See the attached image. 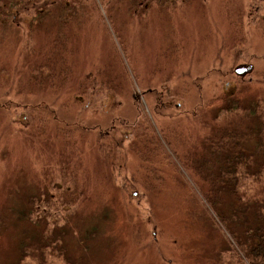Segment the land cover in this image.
I'll return each instance as SVG.
<instances>
[{"label": "rangeland", "instance_id": "obj_1", "mask_svg": "<svg viewBox=\"0 0 264 264\" xmlns=\"http://www.w3.org/2000/svg\"><path fill=\"white\" fill-rule=\"evenodd\" d=\"M78 1L87 15L70 17L72 52L66 58L73 73L57 80L63 86L41 82L37 88L25 83L38 54L33 47L23 49L24 38L13 25H0V264H63L55 256L62 246L76 264H248L234 242L235 226L227 221L225 227L218 212L202 199L200 187L206 184L192 166L200 157L192 153L199 152L207 134L201 118L222 116L223 100H239L243 106L247 100H258L256 114L264 110V0H198L177 4L173 10H156L138 23H131L128 13L120 10L114 26L127 44V55L108 28L102 10L105 1ZM64 2L71 5L72 0ZM60 13L62 9L54 7L35 26V47L49 49L43 40L57 29L54 22ZM236 17L241 25L238 33L231 26ZM20 51L29 65L22 64L15 76L12 65ZM241 65H251V72L237 76L234 69ZM102 70L115 76L116 90L112 95L107 89L99 94L88 87L82 98L78 87L84 85L83 77ZM227 93L232 95L223 98ZM34 110L53 112L58 122L84 129L85 136L94 140L101 129H116L113 135L121 139V121L132 125L140 117L147 120L145 128L161 140L168 160V168L152 180L159 186L151 200L145 202V190L131 180L135 159L126 165L117 161L113 181L107 184L108 169L90 147L82 167L68 159L74 156L70 151L65 159L63 140L53 138L55 128L48 118L45 125L37 124L35 139H25L26 130L22 140L8 135L3 143L6 121L12 123L22 114L38 117ZM236 142L247 151L254 146L249 135ZM124 143L126 147L128 142ZM65 166L70 173L64 172ZM76 176L79 180L73 181ZM72 186L89 200L71 203ZM252 189L249 184L238 192L250 195ZM234 198L221 194V204L229 205ZM122 203L140 213L132 208L130 220L125 221ZM40 213L43 220L37 223ZM246 215L239 212L241 220ZM63 231L64 242L54 247L58 252L40 248L43 256L23 258V247L31 241L41 242L42 235L47 238Z\"/></svg>", "mask_w": 264, "mask_h": 264}, {"label": "trees", "instance_id": "obj_2", "mask_svg": "<svg viewBox=\"0 0 264 264\" xmlns=\"http://www.w3.org/2000/svg\"><path fill=\"white\" fill-rule=\"evenodd\" d=\"M103 1H105V3L102 10L106 14V23H109L110 26H108V28H111L113 31L111 35L113 34L116 36L115 38L118 39L121 47H123L122 51L125 50L124 53L127 55V44L122 37L120 29L114 26V16L116 18L120 10H125L128 13L131 23H138L145 19V16L149 17L151 13L157 12L156 10H173L176 9L177 4H188L198 0ZM204 1L205 0H199L198 2L203 3ZM80 5L78 0H72L71 5L65 3L64 0H0V21L3 22V25L1 23L0 25L3 26V28H6L5 25H13L12 27L19 30L24 38V41L21 43L23 49L30 51L31 47H33L34 52H37L39 57V59L35 61V65H29L28 58L22 60L24 51L16 52L12 65V72L15 76L22 64L25 66L29 65V72L25 83L28 82L30 86L31 84L33 86L36 84L37 88H39L41 82H46L47 85H64V83H57V80L63 81L68 75H72L73 73L66 58V56L72 52V50L69 51V40L72 34L69 20L70 17H73L75 14L87 15L86 12L82 13L84 8L80 9ZM56 6H59L63 13L55 17L54 24L56 23L57 29H54V33H48L43 40V43H48L49 49H38L35 47V45H37L34 33L35 26L39 25L45 17L51 15L53 8ZM94 8L95 7H91L89 10L92 11ZM29 14L32 15L27 18ZM236 19L238 21L235 20L231 26L238 33L240 32L239 29L241 25L239 17H236ZM3 30L6 31V29ZM30 36L32 40L28 39ZM236 42L237 40L235 39V43ZM95 75L96 76H93L89 73L83 77L82 83H84V85L78 87V91L82 95V98L86 96L88 87H91L99 94H105L107 89L110 95H112V91H115L116 87H118V84H115L114 75L110 73L104 75V70L96 71ZM123 75L124 72L120 76ZM22 76L23 73H20L21 78ZM97 77H99L100 80H98ZM230 95L232 94L227 93L223 98L230 97ZM223 101L224 105L220 107L223 112V119L222 116H220L221 113L214 119L204 120L201 118L202 121H200V126L206 130L207 134L204 137V142H200V144L198 142L199 152L196 154L192 153V156L199 155L200 157L198 162H194L195 160L192 161V166L197 168L196 171L199 179L202 183L206 184L204 189L200 187L202 199L218 212L219 220L222 224H225V227H227V221H230L235 226V229H233L234 242L240 254L242 253V258H244L248 264H264V110L256 114V110L260 107V102L258 100H247L245 106L240 104L239 100ZM202 109L203 107L200 110L202 111ZM230 110L236 111L237 113ZM33 113L39 114V116L34 118L32 114H22L21 116H14L17 119L13 118L12 123L6 121L5 125L7 128H4L2 131V134H5V137L2 138L3 143L8 140V135H11L10 138L14 139V141H17L16 139L22 140L24 136L23 132L26 130L28 131H26L24 138L30 140L32 136L35 139L36 135L34 131L38 129L37 124L41 123L45 125V122H50L48 120L50 119L53 121L51 124H53L55 128V136H53V138H60L63 140L60 147L65 159H67L70 151L74 156L68 159L75 160L76 163L73 164L82 167L81 161L85 156L87 148L90 147V151L96 153L97 161L101 165L103 164L105 169H108H106L107 172L104 176L107 184L113 181L114 171L112 170L117 161L119 163H125L127 161L128 164H130V162L135 159L136 168L132 170L131 180L139 181L138 184L145 190L143 194L145 202L151 200L153 191L159 186L158 181V183L154 184L152 180H157L161 171L168 168V160L165 152L166 149L162 145L161 140L154 134L151 128H145V126L149 124L143 117H140L132 125H125L123 124L124 122L121 121L123 127L120 132L122 136L121 139L113 135L116 129L112 131L107 130L108 132L97 129L99 131L96 133L94 140L85 136L84 129L58 122L53 112L50 113L47 112V110H34ZM208 121L211 123H208ZM15 125L20 127L17 128ZM87 132L90 133L89 129H87ZM247 135L251 136L254 140V146L252 150L249 151L245 150L243 144L236 142L241 141ZM85 141L86 144H84ZM105 141H107V143ZM125 141L128 142L126 147H124ZM242 147H244V149H242ZM239 148L241 149L240 152L238 151ZM59 155H61L60 152ZM126 164L127 163H125V165ZM101 165L99 166L101 167ZM64 168L65 173L67 169L69 173L71 172L69 166H65ZM137 173H139V177H137L138 175L136 176ZM74 176L75 175H73V177ZM78 178L79 177L76 176L73 181H78ZM91 183L89 179L88 186H90ZM198 183L200 182L198 181ZM249 184L253 188L250 195L242 194V190L241 193L238 192L240 189H243V186H248ZM77 185L78 184H76V186ZM74 187L75 186H72V195L75 199L71 200V203L78 202L82 204L84 201L89 200V196L82 194V190L80 192ZM122 189L123 185L120 186L121 191ZM221 194L235 197V201L230 202L229 205L221 204L223 203L221 202ZM242 197H245L243 200L247 201H242ZM116 201L119 202V200ZM121 205H123L125 210L124 219L125 221H129L131 213L133 212L132 208L134 207L127 204L124 205L123 203ZM241 211L247 213L243 220H241L239 216V212ZM134 213H140V210L136 209ZM40 214L41 215L36 218L37 223L43 220L42 213ZM62 219L63 223L65 222L63 224L65 228L67 221H65V217ZM51 234L50 237L47 238L42 235L41 242L35 239L24 246L23 258H29V256L34 257V255L40 256V254L43 256L44 253L40 251V248H42L45 250H52L51 253L58 252L59 250L55 256L56 258L60 257L61 259H59L63 264H76L72 257L66 255L63 246L58 249L57 245L64 242V231L59 232L57 235ZM54 247H57L58 250H54ZM156 247L157 245L154 244L152 247L153 253H155ZM45 254L50 256L47 251ZM58 254L63 256L66 263ZM167 260H170V263L173 262L170 257Z\"/></svg>", "mask_w": 264, "mask_h": 264}, {"label": "water", "instance_id": "obj_3", "mask_svg": "<svg viewBox=\"0 0 264 264\" xmlns=\"http://www.w3.org/2000/svg\"><path fill=\"white\" fill-rule=\"evenodd\" d=\"M252 66L251 65H241L234 69V73L237 76H244L251 72Z\"/></svg>", "mask_w": 264, "mask_h": 264}]
</instances>
